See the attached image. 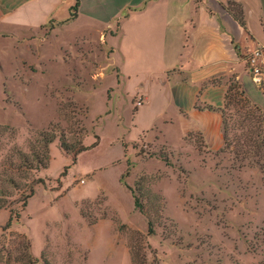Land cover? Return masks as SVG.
<instances>
[{"label": "rangeland", "instance_id": "374dc122", "mask_svg": "<svg viewBox=\"0 0 264 264\" xmlns=\"http://www.w3.org/2000/svg\"><path fill=\"white\" fill-rule=\"evenodd\" d=\"M53 26L0 31V264H264V108L231 91L219 150L140 137L109 48Z\"/></svg>", "mask_w": 264, "mask_h": 264}, {"label": "crops", "instance_id": "0c3cea01", "mask_svg": "<svg viewBox=\"0 0 264 264\" xmlns=\"http://www.w3.org/2000/svg\"><path fill=\"white\" fill-rule=\"evenodd\" d=\"M47 24L68 46L87 39L109 48L111 101L126 97L140 137L157 132L173 144L199 134L219 150L231 91L264 108V77L246 62L264 45V0H0L1 32Z\"/></svg>", "mask_w": 264, "mask_h": 264}, {"label": "built area", "instance_id": "2783aa9c", "mask_svg": "<svg viewBox=\"0 0 264 264\" xmlns=\"http://www.w3.org/2000/svg\"><path fill=\"white\" fill-rule=\"evenodd\" d=\"M247 66L252 76L261 81L264 77V45H259L254 48L247 56ZM138 105L143 104V98H139Z\"/></svg>", "mask_w": 264, "mask_h": 264}, {"label": "trees", "instance_id": "16d2710c", "mask_svg": "<svg viewBox=\"0 0 264 264\" xmlns=\"http://www.w3.org/2000/svg\"><path fill=\"white\" fill-rule=\"evenodd\" d=\"M77 7H78V5H76L73 9H77ZM54 139H55V136H52V137H49L47 140H46V149H47V152H48V149H49V144L51 143V142H53L54 141ZM100 140V137H97V141L94 143V145H96V144H98V141ZM63 146H64V143H63ZM87 149H89V147L88 146H86V147H82L81 149H79V151H78V153H80V152H82V151H85V150H87ZM46 157L44 158H40V157H38L37 159H38V165L39 166H30V169H39L40 167H43V168H46L47 167V165H48V156L47 155H45ZM76 159V158H75ZM31 191H33V189H31ZM0 207H3V204H1L0 203ZM11 221H12V218H10V221H9V223H8V226H10V224H11ZM152 229V228H151ZM30 262H29V264H35L36 262H35V257H34V255L33 254H31L30 256Z\"/></svg>", "mask_w": 264, "mask_h": 264}]
</instances>
